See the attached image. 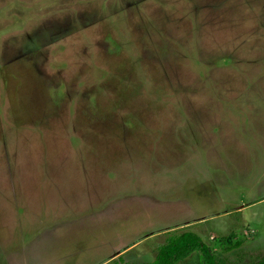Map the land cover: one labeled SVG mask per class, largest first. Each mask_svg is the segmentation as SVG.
Returning a JSON list of instances; mask_svg holds the SVG:
<instances>
[{"label":"rangeland","instance_id":"rangeland-1","mask_svg":"<svg viewBox=\"0 0 264 264\" xmlns=\"http://www.w3.org/2000/svg\"><path fill=\"white\" fill-rule=\"evenodd\" d=\"M17 220L33 264H110L130 243L126 263L150 264L174 231L258 262L264 0H0L5 249Z\"/></svg>","mask_w":264,"mask_h":264},{"label":"trees","instance_id":"trees-1","mask_svg":"<svg viewBox=\"0 0 264 264\" xmlns=\"http://www.w3.org/2000/svg\"><path fill=\"white\" fill-rule=\"evenodd\" d=\"M162 243L156 245V256L150 264H176L187 259L191 254L198 253L197 264H226L222 259L217 258L210 248L195 233L169 232L166 233ZM120 264H143L126 263ZM251 264H264V254L260 260Z\"/></svg>","mask_w":264,"mask_h":264},{"label":"crops","instance_id":"crops-1","mask_svg":"<svg viewBox=\"0 0 264 264\" xmlns=\"http://www.w3.org/2000/svg\"><path fill=\"white\" fill-rule=\"evenodd\" d=\"M244 210V209H243ZM214 216H217V215H214ZM198 219H203V222L206 224L207 223V219L206 217H200ZM211 219H215V217H211ZM254 219L252 217L251 219V222L254 223ZM192 222V221H191ZM189 223V222H187ZM193 224V223H191ZM251 223H248L246 225H249L250 226ZM14 225H16V229L15 230V233H18L20 236H21V240H20V244L16 245V248L13 250V249H5L4 247V244L2 245V241L0 239V264H33L35 261V259H37L36 257H34L33 259H30L28 253H27V241L25 240V242L23 243L24 239H25V236H23V224L20 220H17L16 223H14ZM189 225H187L188 227ZM250 228V227H249ZM159 230V229H158ZM158 230H151L152 233H157ZM251 232H252V236H253V239L256 238V233L257 231H254L252 228L249 229ZM194 231V230H193ZM196 232V231H194ZM214 233V232H213ZM215 234V233H214ZM47 234H44L43 236H46ZM143 239H139L137 240L138 242H143L142 241ZM134 244V243H133ZM133 244H129L126 248L124 249H120L118 251H115L113 252L109 259L107 261H110V264L113 263V264H116L115 263V260H117L118 258H122L125 259L124 262H129V258L133 257V256H129L128 254L131 253L139 244H136L133 246ZM250 249V245L249 246H242L241 248H239L238 252H241L240 250H249ZM263 249V248H262ZM263 252V251H262ZM41 254V253H40ZM264 254V253H263ZM262 254V255H263ZM129 256V257H128ZM262 257V256H261ZM128 259V260H127ZM112 260V261H111ZM140 260V259H139ZM106 261V262H107ZM154 261V260H153ZM105 262V263H106ZM139 262V261H138ZM138 262H135V263H138ZM54 264H69L68 263V259H67V256L66 254H60V257L59 259H56L55 263ZM104 264V263H103Z\"/></svg>","mask_w":264,"mask_h":264}]
</instances>
